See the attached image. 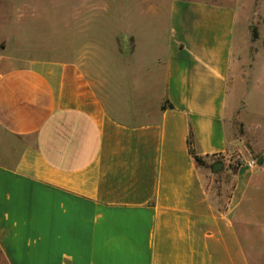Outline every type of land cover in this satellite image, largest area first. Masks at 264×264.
<instances>
[{
    "label": "crops",
    "instance_id": "0c3cea01",
    "mask_svg": "<svg viewBox=\"0 0 264 264\" xmlns=\"http://www.w3.org/2000/svg\"><path fill=\"white\" fill-rule=\"evenodd\" d=\"M241 13L171 0L156 53L137 29L130 60L96 73L85 59L14 64L0 12V264H255L264 171L233 132ZM190 134L197 156L242 159L231 190L212 188Z\"/></svg>",
    "mask_w": 264,
    "mask_h": 264
},
{
    "label": "rangeland",
    "instance_id": "374dc122",
    "mask_svg": "<svg viewBox=\"0 0 264 264\" xmlns=\"http://www.w3.org/2000/svg\"><path fill=\"white\" fill-rule=\"evenodd\" d=\"M171 0H3L0 12L4 11L6 22L4 37L8 29L11 42L3 54L22 65L33 58L57 59L61 61H91L90 69L100 70L99 65H110L115 59L130 60L134 45V32L149 37L156 48L168 37L167 9ZM233 2L243 10L237 23L239 60L242 61L244 85L242 96L246 110L243 117H236L234 136L243 139L251 158L260 165L253 171H264V0H218ZM156 33V34H155ZM158 39V40H157ZM158 43V44H157ZM2 54V53H1ZM88 61V62H89ZM101 62V63H100ZM104 69V68H103ZM220 170L208 173L212 188L233 187L232 169L242 163L236 155L227 159L219 157ZM210 160L207 161L210 164ZM231 166V167H230ZM212 174V175H211ZM262 190L253 196L252 206L258 217L264 220V176L260 178ZM264 228L251 227V243L257 249L252 253L255 264H264Z\"/></svg>",
    "mask_w": 264,
    "mask_h": 264
},
{
    "label": "trees",
    "instance_id": "16d2710c",
    "mask_svg": "<svg viewBox=\"0 0 264 264\" xmlns=\"http://www.w3.org/2000/svg\"><path fill=\"white\" fill-rule=\"evenodd\" d=\"M192 144H193V138H192V134H190L189 138H188V146H189V152L195 162V164L200 167V168H209L210 170L213 169V166L217 163H219V157L220 156H216V158H213V160L210 162V164L207 163L208 159L207 157H200V156H197L193 149H192ZM242 163H237V168L241 165ZM231 167V166H230ZM236 169H232V173L235 174L236 173Z\"/></svg>",
    "mask_w": 264,
    "mask_h": 264
},
{
    "label": "water",
    "instance_id": "95a60500",
    "mask_svg": "<svg viewBox=\"0 0 264 264\" xmlns=\"http://www.w3.org/2000/svg\"><path fill=\"white\" fill-rule=\"evenodd\" d=\"M261 164V160L259 159L257 162H256V165L258 166V165H260ZM221 167H222V163H217V164H215L214 166H213V172H216V171H218V170H220L221 169Z\"/></svg>",
    "mask_w": 264,
    "mask_h": 264
},
{
    "label": "built area",
    "instance_id": "2783aa9c",
    "mask_svg": "<svg viewBox=\"0 0 264 264\" xmlns=\"http://www.w3.org/2000/svg\"><path fill=\"white\" fill-rule=\"evenodd\" d=\"M255 164H256V162L254 160H251V161L246 163V166L248 168H254Z\"/></svg>",
    "mask_w": 264,
    "mask_h": 264
}]
</instances>
